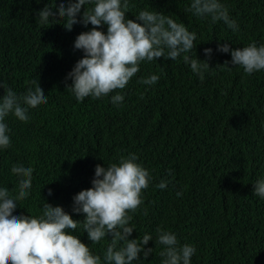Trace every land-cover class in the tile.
Here are the masks:
<instances>
[{"label":"trees","instance_id":"trees-1","mask_svg":"<svg viewBox=\"0 0 264 264\" xmlns=\"http://www.w3.org/2000/svg\"><path fill=\"white\" fill-rule=\"evenodd\" d=\"M60 2L0 0V97L8 88L18 95L34 89L33 80L47 97L29 109L28 122L11 114L5 120L10 146L0 149V188L15 195L19 178L11 168L34 169L29 196L17 202L13 215L39 217L44 202L82 222L84 215L72 212L73 197L92 186L96 165L107 167L134 153L152 181L140 209L130 213L129 239L148 234L152 240L145 248H153L146 261L134 264H162L158 228L196 249L190 264H264V198L253 189L264 180V70L247 75L230 63L231 50L264 45V0H220L238 31L186 11L191 0H130L135 6L128 19L154 10L195 32L191 56L207 60L210 69L201 80L182 57L142 61L123 90L83 101L66 89L72 83L66 77L83 58L73 47L76 37L93 26L76 24L67 31L65 19L41 23L37 13ZM225 43L229 53L216 51ZM206 48L213 50L210 59ZM153 74L160 77L157 83H140ZM117 94L124 99L114 104ZM162 180L168 183L159 189ZM69 234L103 264L111 237L92 244L82 226Z\"/></svg>","mask_w":264,"mask_h":264},{"label":"clouds","instance_id":"clouds-1","mask_svg":"<svg viewBox=\"0 0 264 264\" xmlns=\"http://www.w3.org/2000/svg\"><path fill=\"white\" fill-rule=\"evenodd\" d=\"M86 4L92 5L85 10ZM134 4L130 0H61L59 5L45 6L37 14L41 23L65 19L64 28L71 31L73 25L82 24L92 29L79 34L74 49L82 50L80 59L68 73L66 79L72 83L71 90L77 101L86 97L99 99L115 90H123L132 77L139 72L142 61L152 62L159 58L177 60L182 57L191 71L204 79V72L210 69L208 61H200L191 56L196 48L195 32H190L183 23L154 10H142L135 22L126 13ZM83 13L81 15V9ZM186 11L211 23L223 22L232 31L239 25L229 15L228 8L220 0H191ZM80 17L77 19V17ZM106 26V33L97 29ZM216 51L229 53L227 43L218 44ZM211 48L204 49L210 59ZM233 66H240L244 73L251 75L264 70V45L255 42L246 47L231 50ZM225 65L229 61L224 62ZM163 71V69L161 70ZM158 75H150L140 83L153 85ZM26 93L18 95L11 88L0 97V149L10 146L9 128L5 122L10 114L21 122L30 119L29 109L47 103L44 90L36 80L31 81ZM112 102L119 104L123 95L112 96ZM136 154L121 156L118 163L109 166L96 165L92 186L73 197L72 212L83 214L84 220H73L60 206L43 202L42 215H13L18 201L29 196L32 187V167L14 165L11 173L19 178L18 192L13 195L8 188H0V264H102L99 255L92 254L73 234L78 227L83 228L92 244L111 237L103 255V264H134L146 261L153 248H145L152 237L145 234L142 239H129L134 227L129 226L133 215L144 203L143 190L148 189L152 177L149 171L137 163ZM167 181L156 185L159 189L167 186ZM254 194L264 198V180H257ZM48 195H52L51 189ZM177 196L182 193H177ZM147 215V210H144ZM157 243L163 246L159 255L162 264H190L196 249L188 244L180 245L177 236L169 231L157 229Z\"/></svg>","mask_w":264,"mask_h":264}]
</instances>
